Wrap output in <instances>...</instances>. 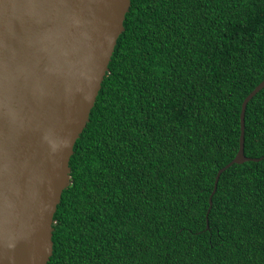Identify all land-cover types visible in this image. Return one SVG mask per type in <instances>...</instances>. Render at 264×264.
<instances>
[{
	"label": "trees",
	"instance_id": "1",
	"mask_svg": "<svg viewBox=\"0 0 264 264\" xmlns=\"http://www.w3.org/2000/svg\"><path fill=\"white\" fill-rule=\"evenodd\" d=\"M70 160L48 264H264V0H131Z\"/></svg>",
	"mask_w": 264,
	"mask_h": 264
},
{
	"label": "water",
	"instance_id": "2",
	"mask_svg": "<svg viewBox=\"0 0 264 264\" xmlns=\"http://www.w3.org/2000/svg\"><path fill=\"white\" fill-rule=\"evenodd\" d=\"M131 0H0V264H48L70 160L90 121ZM239 149L221 168L260 161Z\"/></svg>",
	"mask_w": 264,
	"mask_h": 264
}]
</instances>
